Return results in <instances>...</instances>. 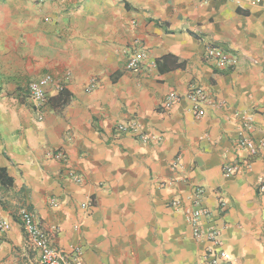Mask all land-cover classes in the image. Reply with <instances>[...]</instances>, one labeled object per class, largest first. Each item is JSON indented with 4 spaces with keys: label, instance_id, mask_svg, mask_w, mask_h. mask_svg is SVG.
<instances>
[{
    "label": "crops",
    "instance_id": "1",
    "mask_svg": "<svg viewBox=\"0 0 264 264\" xmlns=\"http://www.w3.org/2000/svg\"><path fill=\"white\" fill-rule=\"evenodd\" d=\"M240 136L264 140V0H0V264H40L20 208L63 264L74 248L85 264H212L187 220L196 187L219 263L264 264V158Z\"/></svg>",
    "mask_w": 264,
    "mask_h": 264
},
{
    "label": "built area",
    "instance_id": "2",
    "mask_svg": "<svg viewBox=\"0 0 264 264\" xmlns=\"http://www.w3.org/2000/svg\"><path fill=\"white\" fill-rule=\"evenodd\" d=\"M206 55L208 58L213 59L216 65L219 67L230 66L235 63V59L230 57L228 54L220 50L219 48L209 46L206 49ZM144 54L142 51H132L128 55L126 68L132 71H137L140 68ZM54 84V80L50 76H43L38 80L29 83L28 91L31 103L35 109H39L45 103V87ZM95 87V83L92 81L88 86L87 90H92ZM187 97L193 101H199L205 99V93L199 87H194L189 90ZM179 99V96L175 92H168L162 102L165 108H170L174 102ZM119 131L136 130L134 123L130 124H119L117 126ZM143 140L147 139V136H140ZM237 146L245 149L249 154H256L261 152L264 158V140L254 141L248 136H240L237 140ZM239 170V164H231L223 168L225 176L234 174ZM76 179V178H75ZM76 180H79L76 179ZM264 188V186H262ZM202 188L196 187L193 191V207L186 210L188 223L192 227V234L194 237H200L204 235L209 242L207 252L213 256L216 253L217 256L210 258L212 264H220L225 262L228 258V252L223 250L221 247V238L219 231L215 226H209L208 228L202 229L200 226V219L209 215L208 211L201 207L200 198L202 196ZM19 219L23 224L28 236L34 242V244L40 249V264H63L65 262L64 256L49 245L46 234L39 228L37 223L34 221L32 214L26 208H20L18 210ZM9 227V223L6 220L0 219V231H4ZM219 248V249H218ZM81 252L79 248L73 249V255L71 257L72 264H85L80 256Z\"/></svg>",
    "mask_w": 264,
    "mask_h": 264
}]
</instances>
